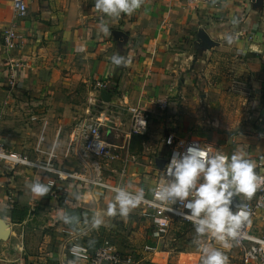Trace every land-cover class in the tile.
<instances>
[{
  "label": "crops",
  "instance_id": "1",
  "mask_svg": "<svg viewBox=\"0 0 264 264\" xmlns=\"http://www.w3.org/2000/svg\"><path fill=\"white\" fill-rule=\"evenodd\" d=\"M31 1L25 0L26 15L19 17L12 0H0V146L49 161L60 169L78 168L79 125L89 116L105 111L111 120L115 116L109 112L123 104L122 96L139 91L134 81L140 89L142 85L144 90L156 92L166 86L163 79L167 74L218 54L238 62V74L256 94L248 100V113L256 112L263 129L259 139L250 135L241 144L234 145L239 138L224 146L213 141L209 144L227 156L236 148L252 162L264 159V0H143L131 15L118 19L95 10L94 0L78 4L76 0ZM102 26L108 28L107 33L99 31ZM11 27L23 35V41L5 48L3 36ZM113 55L129 62L116 66L110 60ZM79 57L85 68L83 77H73L103 81L105 88L90 91L96 104L90 107L87 99L88 113L80 122H68L65 116L48 114L53 110L50 100L66 85L58 79L70 77L61 76L65 61L75 66ZM17 61L29 68H17L11 86L7 72ZM147 75L151 88L145 84ZM106 126H101V134L113 145L107 141ZM52 176L24 166L7 170L0 164V264H86L69 255V246L75 243L92 250L104 240L130 259L121 264H155L163 252L145 250L133 241L138 223L146 222L137 207L127 215L118 210L108 215V206L114 202L100 198V192L70 181L51 186L46 180ZM36 182L48 187L46 195L32 192L31 185ZM259 213L252 218L257 229L251 227L257 234L264 233L258 220L264 216ZM126 222L135 224L130 234L122 231ZM146 237L150 240L146 244L154 243L157 248L164 242H156L150 228H146ZM236 253L241 264L238 250Z\"/></svg>",
  "mask_w": 264,
  "mask_h": 264
},
{
  "label": "rangeland",
  "instance_id": "2",
  "mask_svg": "<svg viewBox=\"0 0 264 264\" xmlns=\"http://www.w3.org/2000/svg\"><path fill=\"white\" fill-rule=\"evenodd\" d=\"M79 1L76 0V4ZM34 2L35 0L31 1V3ZM80 60L82 58L79 57V64L75 66L68 65L65 61L61 68V76L70 77L66 80L58 79L60 82H66V85L61 86L62 90L53 94L50 100L53 110L48 114L60 116V118L65 116L69 118L68 122L71 120L80 122L84 118L88 113L86 112L87 99L90 91L94 90L93 78L88 82L73 77L74 74L82 76L85 70ZM18 62L29 68L25 62ZM236 63L238 62H235L233 58L218 54L206 57L199 64L191 62L185 69L180 67L172 71L170 76L167 74V77L163 79L166 81V86L164 89L159 88L156 92L144 90L142 85L140 89L138 83L134 81L139 91L136 94L122 96L123 104L114 108L113 112H109L115 118L111 117L113 121L108 122L105 127L108 129L107 141L113 144V148L123 157L132 155L134 159L128 162L123 175L109 170L112 166H116L113 162L106 164L107 169L104 170V175L127 188L148 191L162 177L161 170L168 155L162 138L167 132H172L181 139H200L208 144L213 141L216 145L223 146L230 144L232 138H239L234 145L243 143V138L250 135H255L259 139L261 137L259 133L263 129L261 122H258L259 116L256 112L248 113L250 110L248 107L251 106L248 100L256 94L243 75L238 74L239 69L235 66ZM144 80L145 84L151 88L153 84H151L150 76H145ZM129 82H131L130 79ZM125 91L127 92V88ZM36 98L39 99V97ZM256 102L257 100L253 102V105L257 109L258 104H254ZM135 107L142 108L148 114V126L141 134L130 132L129 114ZM114 145H121L122 149ZM236 151L235 148L230 154ZM99 197L114 202L109 194H102ZM233 199L242 201L247 198L234 196ZM259 214L264 216V212ZM258 220L261 223L259 228L263 230L264 217ZM138 224L135 228L138 234L133 236L134 243L141 248L144 246L145 250H148L146 246H153L154 249L150 250L151 252H163L162 255L157 256L155 264H201L202 252L198 249L197 242L201 246L224 252L228 257V264H238L237 247L230 245L229 249L224 251L227 248H224L222 243L211 234L197 236L192 224L174 219L166 237L155 240L156 242L164 240L158 248L153 242L150 245L146 244L150 241L146 239V228H150V221H140ZM256 224L252 221L251 227L254 230L257 229L254 228ZM134 226L135 224L129 222L122 224L123 233H129ZM259 234L264 235L262 232Z\"/></svg>",
  "mask_w": 264,
  "mask_h": 264
},
{
  "label": "built area",
  "instance_id": "3",
  "mask_svg": "<svg viewBox=\"0 0 264 264\" xmlns=\"http://www.w3.org/2000/svg\"><path fill=\"white\" fill-rule=\"evenodd\" d=\"M15 14L23 17L27 12L25 0H12ZM23 41V35L17 32L13 27L9 28L3 36V46L5 48L16 47ZM21 62H12L10 64L7 76L8 83L12 86L15 84L14 78L17 68H24ZM94 88H105V82L96 81ZM89 106L96 104L94 96L88 98ZM101 111L96 117L89 116L86 121L79 125L80 150L77 152V159L80 163L78 168L72 170H64L57 168L49 161H44L39 158H30L24 153L6 150L0 146V164L7 170H11L17 166H24L35 169L37 171L52 174V178L46 180L49 185H56L57 182L70 181L77 185H86L93 188L101 194H109L115 202L116 188H125L135 194L138 190L127 188L121 185L118 181L106 177L104 170L106 164L114 163L117 166H112L109 170L123 175L129 161L134 159V156L123 155L117 151L111 144L105 141L101 134V126L111 122L112 119ZM130 132L141 134L148 126V114L145 110L139 107L130 110ZM74 137V136H73ZM72 137V138H73ZM163 145L168 150L165 163L162 167L160 180L148 190L143 191L144 196L142 201L136 207L139 214L146 220L150 221V234L160 240L166 237L170 225L174 219H179L183 222L192 224L191 221L184 219L183 213L187 210L183 208L180 202L173 204L171 200L161 201L158 195L159 186L167 182L166 166L170 162L174 152L183 153L189 145H197L205 148L213 153L227 154L217 147L208 144L198 139H181L174 133L167 132L162 138ZM264 158V155H263ZM256 165L255 172L260 177V183L257 190L249 199H244L240 202L232 201L233 210L244 212L247 214V219L241 225L238 235L235 239L228 241L229 245L237 247L239 260L241 264H252L257 262L264 264V236H261L251 230L252 218L257 212L264 211V159L260 162H253ZM167 209V210H166ZM193 225V224H192ZM79 249L80 256L73 254V249ZM148 250L154 249L153 246H146ZM69 255L83 260L86 264H102L108 262L111 264L129 263L130 259L118 253L108 240H104L100 246L89 250L85 246L79 244H71L68 250Z\"/></svg>",
  "mask_w": 264,
  "mask_h": 264
},
{
  "label": "clouds",
  "instance_id": "4",
  "mask_svg": "<svg viewBox=\"0 0 264 264\" xmlns=\"http://www.w3.org/2000/svg\"><path fill=\"white\" fill-rule=\"evenodd\" d=\"M143 0H94L93 8L107 17L118 19L123 14L131 15L141 7ZM107 33L108 28L99 29ZM111 62L120 66L129 62L125 57L113 55ZM256 165L243 151L233 152L230 156L213 153L197 145H189L183 153L174 152L166 166L168 180L158 188L161 201L171 200L182 204L187 211L183 213L186 220L192 222L197 236L211 234L222 243L224 248L230 245L228 241L235 239L247 214L233 210L234 196L251 198L260 183V177L255 172ZM31 190L43 196L48 187L36 182ZM115 202L109 204L107 214L127 215L143 199L141 189L135 194L125 188H116ZM167 210V209H166ZM95 223L98 225L100 220ZM201 264H228V257L219 249L201 246ZM73 254L80 256L79 249H73Z\"/></svg>",
  "mask_w": 264,
  "mask_h": 264
}]
</instances>
